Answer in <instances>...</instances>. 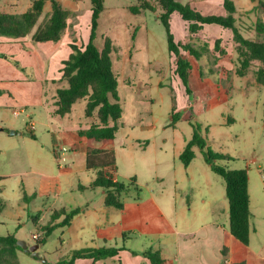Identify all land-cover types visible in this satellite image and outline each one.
Here are the masks:
<instances>
[{
  "label": "rangeland",
  "instance_id": "rangeland-1",
  "mask_svg": "<svg viewBox=\"0 0 264 264\" xmlns=\"http://www.w3.org/2000/svg\"><path fill=\"white\" fill-rule=\"evenodd\" d=\"M58 1L70 11L68 28L55 46L64 56L70 51V43L83 46L87 42L91 5L90 0ZM176 1L184 3L188 0ZM23 2L15 7H4L0 10L5 12L1 13L21 12L29 0ZM136 4L137 0H104L95 41L102 48L106 39L114 37L115 40L113 43L110 40L111 59L118 82L122 118L119 121L120 133L115 141L107 143V149L113 152L116 181L128 186L120 195L122 202L131 204L139 201L143 207L151 209L154 208V196H161L163 203L166 200L163 196L176 192V204L182 209L201 208V200L204 199L209 201L208 208L220 211L221 218H224V212L227 216L224 181L210 170L201 151L193 148L195 157L186 168L178 158L198 125L206 147L231 158L216 161V165L247 171L251 244H261L264 241V85L257 83L255 78L258 63L240 77L236 75L238 61L234 57L218 58L215 54L218 50H214L210 35L203 41L196 36L188 42L183 40L181 42L198 49L203 43L207 44L199 61L184 55L194 63L186 85L190 91L187 94L174 73L176 57L168 53L166 33L158 19L161 10L157 7L155 13L141 11L136 15L130 14L128 7ZM50 9L48 2L38 22ZM28 39L34 48L46 51L42 44L32 42L30 35ZM131 51L136 55L128 62ZM117 54L123 63L116 61ZM2 55L8 56L12 65L17 64L25 77L35 78L30 67L20 65L16 52L10 56ZM60 68L57 64L55 76ZM85 104V100L77 101L70 119L57 116L55 120L80 125L81 128L89 127L92 118L83 114ZM4 114L14 125L13 131H17V135L12 137L14 148L0 152V174L3 175L0 181V236L14 234L17 240L32 246L40 243L34 241L32 235L40 233L39 240L43 242L35 251L37 256L18 251L20 264H69L73 251L86 248L80 238L85 239L92 234L94 219L79 214L70 229L57 226L47 236L44 231L55 222L52 220L55 210H83L87 203L99 207L101 193L89 188L77 189L79 185L88 186L95 174L81 171L71 177L46 178L37 173H25L32 167L57 175L59 168L71 164L69 156L73 150L69 147L65 162L55 156L61 145H52L55 122L47 128L48 114L42 106L28 108L18 116L11 112ZM30 120L35 123L34 131L28 128ZM126 138L132 143L127 142L122 148L120 141ZM101 145L102 142L96 140L89 143L90 147ZM74 167H77L76 163ZM130 179L134 180L132 185ZM33 219H37V224ZM59 219L60 222L62 217Z\"/></svg>",
  "mask_w": 264,
  "mask_h": 264
},
{
  "label": "crops",
  "instance_id": "crops-1",
  "mask_svg": "<svg viewBox=\"0 0 264 264\" xmlns=\"http://www.w3.org/2000/svg\"><path fill=\"white\" fill-rule=\"evenodd\" d=\"M230 1L235 6V18L242 35L251 40H259L256 34V23L258 21L264 23V0ZM17 3L21 4L24 2L23 0H0V9H4L7 6L15 7ZM185 3H188L192 8L204 15L225 14L223 0H188L182 4ZM30 5L31 0H29L28 4L26 3L25 10L7 13L21 14ZM49 11H46L45 14ZM1 12L5 11L0 10ZM170 27L176 42L183 40L188 42L193 40L191 38H195V36L198 40L203 41L205 36L207 37L208 35L211 36L210 40L213 39V42L220 39V50L223 53L220 55L219 51L217 53L215 52L216 56L218 58L234 57L237 61V56L231 41L230 30L218 25H203L197 33L189 35L188 24L176 13L170 17ZM202 34L203 37L200 36ZM110 40L115 41L114 37ZM57 43H38L46 48V51H41L38 47H33L28 37L18 40L0 37V90L2 91L0 94V152L14 148L15 140L12 137L17 135V131H14L15 134H10V131L14 130V125H12V122L4 113L8 114L11 112L13 114V112L17 111L18 115H20L28 108L42 106L48 114L49 121L45 124L47 128H50L52 122H55L56 131L51 134L52 145L60 144V150L62 148L66 149L65 152L59 150L55 153V156L62 162H65V154L70 150L69 147L73 150L72 155L69 156L71 164L62 169L59 168L57 175L47 174L32 167L29 168V171L25 172H31V174L37 173L46 178H52L54 176H56L55 178L71 177L74 173L81 171L93 172L86 169L87 149L109 151L107 149V143L115 141L117 135L120 133L119 128L114 139L100 140L99 142H102L101 147H90L89 143L94 141V139L80 137L78 133L80 130H86L88 127L81 128L80 125L65 124L55 120L58 116L54 114L56 110L54 105L56 100L55 91L58 85L60 86L57 80L60 78L61 72H57L56 76L53 73L57 64L59 67H62L61 62L68 57L71 51L64 56L59 54V49L55 48L58 45ZM209 50L211 52L213 51L211 48ZM14 52L17 53L22 67H30L34 71V79L25 77L15 65H12L8 61V56L4 57L2 55L8 54L10 56ZM135 55L136 52H129L128 62L132 61ZM116 61H122L123 63V59L118 54ZM190 64L193 69L194 63L190 62ZM76 103L72 105L71 111L68 114L60 117L70 119L69 117ZM17 108L19 109L17 110ZM27 116L30 119V116ZM89 118H92L90 125L96 122V112ZM30 122L34 124V129L30 131H34L35 123L31 120ZM131 141L128 142L127 138L121 140L120 146L123 148L125 143H132ZM75 163L76 168L74 167ZM113 169V178L116 180L114 176L116 170L115 165ZM2 176L0 174V178ZM92 181L90 180L87 185L89 186ZM79 186L77 189L80 191ZM88 186H82L84 188L83 190H86ZM94 191L101 193V198L98 203L99 207L95 208L87 203V207L79 213L83 214V217L90 216L94 219L91 228L92 234L86 236L85 239L81 237V242L86 248H122L116 256L96 261L95 264H151L147 258L141 255V253L147 250L157 251L163 259L164 264H264V241L261 244L252 246L250 232L248 245L242 246L227 234L229 226L228 214L225 216L226 214L224 212L222 214L224 218H221L219 210L208 208L209 201L207 200H201V208L195 210L190 208L182 209L181 206H177L176 204L177 194L175 192L163 196L166 198V200H163V203L160 199L162 198L161 196L160 198L154 196L152 201L154 208L147 209L139 201L131 202V204L129 202L123 203L120 198L123 209L119 210L104 205L105 195L99 188L94 189ZM78 215L71 219L67 226L69 229L73 226V222ZM225 217L227 218L225 219ZM58 220L60 219L54 220L53 225L58 224ZM33 222L37 224V219H33ZM93 233H95L94 236ZM134 241L138 245H134ZM237 243L243 248L238 246L239 244ZM73 264H92V260L77 259Z\"/></svg>",
  "mask_w": 264,
  "mask_h": 264
},
{
  "label": "trees",
  "instance_id": "trees-1",
  "mask_svg": "<svg viewBox=\"0 0 264 264\" xmlns=\"http://www.w3.org/2000/svg\"><path fill=\"white\" fill-rule=\"evenodd\" d=\"M50 3L51 9L45 18L39 21L44 4ZM104 0H90L89 34L87 42L83 46L70 43V53L61 62V76L57 80L62 86L55 91V115L64 116L71 111L72 105L79 100H85L84 115L91 117L96 112V122L92 123L86 130H80L79 136L94 140L114 139L119 129V121L122 117V107L117 93V77L112 70L111 42L106 39L102 48L95 43L98 21L104 9ZM157 7L161 10L158 19L164 27L169 55H174V73L185 86L187 94L190 92L186 87L190 71V61L185 54L199 61L202 59V51L206 50L207 44L203 43L201 49L193 47L190 43L176 42L171 32L170 17L176 13L188 24V33H197L203 25H218L231 32V41L237 56L238 66L236 75L242 77L247 74L254 63H258L255 70L257 83L264 85V23H256V34L259 40L245 38L237 25L235 18L236 9L232 1L223 0L224 15H204L192 8L188 3L182 4L176 0H137V4L128 7L131 14L136 15L141 11L155 13ZM70 11L65 9L58 0H32L30 7L21 14L0 13V36L10 39H22L30 35L34 43L52 42L61 40L62 34L68 28L67 19ZM221 40L214 42V50H220ZM19 70L21 68L15 65ZM2 91L0 90V94ZM173 117V116H172ZM232 121V120H230ZM33 137V136H32ZM197 147L204 158V162L210 170L219 175L225 186V198L228 203L229 226L227 234L247 246L250 234V201L248 194V175L245 169L230 170L216 165V161L230 160L228 156L211 151L206 147V141L199 134V126L196 125L192 138L188 141L179 155V161L186 168L194 159L193 148ZM115 164L112 151L87 149L86 169L93 171L94 180L88 188L101 189L104 193V205L122 210L123 204L120 200L122 192L128 186L119 183L113 178V167ZM2 178H0V181ZM131 184L133 183V179ZM80 190L84 188L79 186ZM2 205L0 202V211ZM81 212L80 208L66 211L60 209L52 213V220L62 217L56 224L45 228L47 236L54 227L68 226L71 219ZM125 237V235H123ZM14 234L0 236V264H20L18 251H23L17 245ZM37 242H43L39 240ZM122 248H85L72 252L69 264L77 259H91L92 264L96 261L113 257ZM151 264H164L163 259L157 251L147 250L141 253Z\"/></svg>",
  "mask_w": 264,
  "mask_h": 264
},
{
  "label": "water",
  "instance_id": "water-1",
  "mask_svg": "<svg viewBox=\"0 0 264 264\" xmlns=\"http://www.w3.org/2000/svg\"><path fill=\"white\" fill-rule=\"evenodd\" d=\"M10 134H15V132L10 131ZM16 243L23 251H25L26 253L33 254L34 256H37L35 251L42 245L41 243H38V244H34V245L30 246V245L26 244L25 242L19 241V240H17Z\"/></svg>",
  "mask_w": 264,
  "mask_h": 264
},
{
  "label": "built area",
  "instance_id": "built-area-1",
  "mask_svg": "<svg viewBox=\"0 0 264 264\" xmlns=\"http://www.w3.org/2000/svg\"><path fill=\"white\" fill-rule=\"evenodd\" d=\"M13 114H14V115H18V112L15 111V112H13ZM28 128H29V130H33V129H34V124H33L32 122H29V124H28ZM60 151L65 152L66 149H65V148H62ZM59 154H60V153H59ZM40 237H41L40 233H35V234L32 235V239H33L34 241H36V242L40 239Z\"/></svg>",
  "mask_w": 264,
  "mask_h": 264
}]
</instances>
